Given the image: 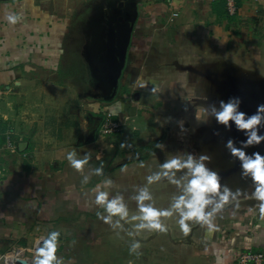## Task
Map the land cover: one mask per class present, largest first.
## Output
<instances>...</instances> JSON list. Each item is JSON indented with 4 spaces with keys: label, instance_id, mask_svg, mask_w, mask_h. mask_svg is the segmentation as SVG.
Here are the masks:
<instances>
[{
    "label": "crops",
    "instance_id": "1",
    "mask_svg": "<svg viewBox=\"0 0 264 264\" xmlns=\"http://www.w3.org/2000/svg\"><path fill=\"white\" fill-rule=\"evenodd\" d=\"M238 3L231 18L223 0H0V126L14 146L0 153V256L51 231L63 264H236L241 251L264 253L254 188L224 148L243 134L204 111L234 96L249 115L264 103V0ZM106 113L124 125L112 137L101 133ZM73 149L91 157L85 173L102 165L104 175L82 184L66 160ZM188 151H220L210 167L244 192L217 214L218 230L192 223L185 236L173 217L166 233L129 237L137 222L114 231L97 218L105 178L131 216L146 177ZM148 187L157 207L177 192L166 180ZM133 239L140 256L129 253Z\"/></svg>",
    "mask_w": 264,
    "mask_h": 264
},
{
    "label": "clouds",
    "instance_id": "2",
    "mask_svg": "<svg viewBox=\"0 0 264 264\" xmlns=\"http://www.w3.org/2000/svg\"><path fill=\"white\" fill-rule=\"evenodd\" d=\"M4 20L9 25H16L21 17L8 13ZM243 100L239 96L211 103L204 111L207 121L214 119L217 125L230 131L233 128L243 134L244 139L229 138L224 143V148L231 158L239 162L241 179L250 180L254 188L251 197L258 203L254 206L259 209V214L264 219V154L259 151L249 153L248 149L260 146L264 143V103L258 104L256 111L248 114L241 110ZM181 130H184L183 122H180ZM218 135V133H215ZM124 146L123 144L121 145ZM162 148L163 144H157ZM91 157L86 153L83 158H78L75 149L66 154L69 166L82 174V184H87L91 176H103L104 168L101 165L84 172ZM212 157L205 153L185 152L172 154L159 164L158 169L153 170L146 177V184L138 188L136 194L131 197L136 202L137 214L130 216L129 208L123 194H112L111 189L116 186L114 181L105 178L103 190H94L93 203L102 211H97L96 216L104 224L109 225L114 231H125L124 223L137 222L132 229L127 231L129 237H134L142 231L166 233L168 226L164 219L176 218L179 230L187 236L191 232L192 223L207 226L209 231L218 230L215 217L222 213L225 206L238 199L244 192L241 189L233 191L222 182L219 172L210 167ZM179 174V175H178ZM166 180L177 188V192L171 197L168 207H157L156 198L149 190L150 185ZM99 185L97 188L99 189ZM61 233L51 231L43 240V246L38 248L34 264H63L56 255L57 245ZM142 245L139 240L133 239L129 245V253L136 256ZM216 264H223L218 255Z\"/></svg>",
    "mask_w": 264,
    "mask_h": 264
},
{
    "label": "built area",
    "instance_id": "3",
    "mask_svg": "<svg viewBox=\"0 0 264 264\" xmlns=\"http://www.w3.org/2000/svg\"><path fill=\"white\" fill-rule=\"evenodd\" d=\"M226 14L229 17H235L239 11L238 0H223ZM123 122L119 117H114L109 113L104 116V123L102 125V136L110 137L114 134L120 133L123 129ZM13 151L14 146L8 133L4 134L0 126V153L4 150ZM1 174V171H0ZM39 240L38 247L36 248H26L21 246H16L10 251L0 256V264H34V259L36 257L35 249L38 250L43 240ZM264 253L255 252L252 250L241 251L236 258V264H263Z\"/></svg>",
    "mask_w": 264,
    "mask_h": 264
},
{
    "label": "rangeland",
    "instance_id": "4",
    "mask_svg": "<svg viewBox=\"0 0 264 264\" xmlns=\"http://www.w3.org/2000/svg\"><path fill=\"white\" fill-rule=\"evenodd\" d=\"M262 74H264V72L262 73ZM257 79V78H256ZM259 80H261V79H259ZM114 135H116V134H114ZM114 135H112V136H114ZM112 136H110V137H112ZM208 148V147H207ZM209 149H211V148H208V150ZM204 153L205 154H208V155H210L211 157H212V163L214 162V161H217V160H219L220 159V151H217V152H207V151H204ZM36 248L38 247V246H35ZM36 253V252H35Z\"/></svg>",
    "mask_w": 264,
    "mask_h": 264
}]
</instances>
